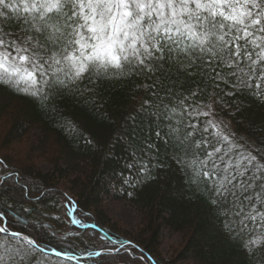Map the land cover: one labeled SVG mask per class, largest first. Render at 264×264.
Returning <instances> with one entry per match:
<instances>
[{"label": "snow or ice", "instance_id": "6c2138e0", "mask_svg": "<svg viewBox=\"0 0 264 264\" xmlns=\"http://www.w3.org/2000/svg\"><path fill=\"white\" fill-rule=\"evenodd\" d=\"M137 76L157 89L159 103L145 102L159 122L155 136L163 131L226 232L248 254L264 253V147L242 141L215 119L211 103L195 99L215 95L227 104L224 97L239 94L264 103V0H0V85L14 93L47 102L80 91L84 80ZM192 76L197 88L188 93L168 84ZM138 172L150 176L151 167L141 162ZM13 175L20 177L13 170L0 179V203L16 191ZM19 194L31 199L23 185ZM11 207H0V264H36L46 242L35 229L14 227ZM120 248L135 255L139 246Z\"/></svg>", "mask_w": 264, "mask_h": 264}, {"label": "trees", "instance_id": "16d2710c", "mask_svg": "<svg viewBox=\"0 0 264 264\" xmlns=\"http://www.w3.org/2000/svg\"><path fill=\"white\" fill-rule=\"evenodd\" d=\"M197 82L192 76L168 84L178 93H188ZM152 84L143 76L84 80L80 91L55 95L47 102L0 85V179L13 170L20 174L9 180L13 184L19 179V184L0 207L12 205L7 211L14 227L35 229L46 242L45 251L55 248L78 261L37 251L36 264L45 259L52 264H264V253L248 254L242 239L226 232L207 192L190 182L175 150L164 143L163 131L159 139L155 136L159 122L152 121L145 103H159ZM195 99L211 103L215 119L242 141L264 147V103L239 94L224 97L227 104L216 103L215 95ZM32 130L38 134L31 135ZM25 137L31 141L26 155L9 156ZM148 143L154 145L150 151ZM37 159L46 160L49 171H41L34 163ZM134 161L135 167H130ZM141 162L150 165V176L138 172ZM20 185L31 199L19 194ZM65 194L71 206H66ZM114 194L135 207L137 228H120L109 217L105 198ZM164 230L181 237L171 259L160 254ZM126 241L138 245L145 259H139V249L131 255L120 248Z\"/></svg>", "mask_w": 264, "mask_h": 264}, {"label": "rangeland", "instance_id": "374dc122", "mask_svg": "<svg viewBox=\"0 0 264 264\" xmlns=\"http://www.w3.org/2000/svg\"><path fill=\"white\" fill-rule=\"evenodd\" d=\"M34 134H38V131L32 130L31 135ZM30 142H31L30 139H27V137H25L18 145L15 144V146L12 147V150H14L15 154L13 155L9 154V156L15 157L17 155L18 157L19 156L18 154H22V156H24V154L28 151L27 148ZM34 163L36 166H38V168L41 171L47 172L50 169V164L46 160L37 159L34 161ZM117 195L118 194H114V195L106 196L105 198L106 211L109 217L114 221V223H117L120 226V228L127 230H132L137 228L136 226L139 220V214L137 210L129 202L125 200H121L120 199L121 197L118 198ZM180 242H181V237L179 235L171 234L167 230L162 231L161 248H160L161 256L164 259L166 258L171 259V257L174 255L173 252L177 250V247L179 246ZM45 260H47V264L53 263L51 260L48 259ZM72 261L78 262L74 259H72Z\"/></svg>", "mask_w": 264, "mask_h": 264}, {"label": "water", "instance_id": "95a60500", "mask_svg": "<svg viewBox=\"0 0 264 264\" xmlns=\"http://www.w3.org/2000/svg\"><path fill=\"white\" fill-rule=\"evenodd\" d=\"M44 253H46V254H49V255H52V256H54V257H56L52 251H51V252H48V251H45V250H44ZM60 258L67 259V258H65V257H63V256H61Z\"/></svg>", "mask_w": 264, "mask_h": 264}]
</instances>
